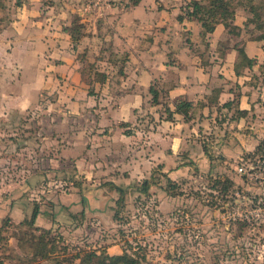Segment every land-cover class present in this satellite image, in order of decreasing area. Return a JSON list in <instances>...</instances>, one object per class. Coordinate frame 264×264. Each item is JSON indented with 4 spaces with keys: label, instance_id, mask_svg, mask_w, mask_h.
<instances>
[{
    "label": "crops",
    "instance_id": "crops-1",
    "mask_svg": "<svg viewBox=\"0 0 264 264\" xmlns=\"http://www.w3.org/2000/svg\"><path fill=\"white\" fill-rule=\"evenodd\" d=\"M45 1L13 0L11 27L2 29L4 42L11 34L14 43L36 45L18 61L27 72L36 71L37 80L30 75L25 84L32 91L57 89L63 106L79 113L82 126L72 134L77 142L63 151L77 155L76 167L84 177L115 170L132 178L140 174L137 179L144 180L157 165L173 172L177 167L169 164L183 153L194 167L212 169L203 142L218 124L224 129L216 135L237 152L251 151L263 135L258 111L264 106V39L253 36L259 34L255 23L264 21V15L254 19L238 5L230 20L233 30L218 22L204 32L198 20L184 15L186 0H138L124 9L65 0L59 5L63 20L53 13L55 4ZM253 3L264 12V0ZM83 39L94 48L96 71L106 75L93 81L94 95L85 92L89 85L82 80L77 59ZM240 47L252 59L251 66L236 68ZM151 87L158 92L156 103ZM182 100L192 105L187 115L173 112L168 117L164 107L173 111ZM24 101L16 98L15 106H27ZM75 121L63 116L59 124L68 123L71 129ZM111 182L118 185L116 179ZM40 212L35 225L51 227L42 223Z\"/></svg>",
    "mask_w": 264,
    "mask_h": 264
},
{
    "label": "rangeland",
    "instance_id": "rangeland-1",
    "mask_svg": "<svg viewBox=\"0 0 264 264\" xmlns=\"http://www.w3.org/2000/svg\"><path fill=\"white\" fill-rule=\"evenodd\" d=\"M12 1L0 0V225L10 219L7 241L0 247L5 264L31 263V241L44 236L23 223L35 205L42 223L51 225L45 238L55 246L47 260H38L41 264H78L77 256L92 250L111 255L126 250L141 264H264V122L258 124L263 135L255 147L239 152L216 135L224 129L218 124L203 142L212 169L194 167L193 159L177 154L169 164L177 167L173 172L162 165L148 172L146 193L140 174L132 178L114 170L84 177L76 167L77 155L63 151L77 142L72 134L81 125L79 113L63 106L57 89L32 91L25 84L30 75L37 80L36 71L27 72L18 61L36 45L14 43L11 34L4 42L2 29L11 27L15 10ZM63 1H45L55 4L53 13L60 20ZM88 2L82 0L85 7ZM89 44L84 39L79 43L77 59L81 69L98 72ZM18 97L27 106L16 107ZM258 113L264 120V106ZM63 116L76 119L71 129L68 123L59 124ZM225 178L231 184L224 192ZM114 179L123 190L121 197L110 184Z\"/></svg>",
    "mask_w": 264,
    "mask_h": 264
},
{
    "label": "trees",
    "instance_id": "trees-1",
    "mask_svg": "<svg viewBox=\"0 0 264 264\" xmlns=\"http://www.w3.org/2000/svg\"><path fill=\"white\" fill-rule=\"evenodd\" d=\"M138 0H132L131 4H135ZM238 5H242L248 9V11L253 13V18H259L263 13L258 11V8L253 3V0H188L183 5V13L186 17L194 18L198 20L204 32H210L213 30L214 26L218 22H223L226 27L231 30L234 29V26L231 25L230 20L233 18L235 8ZM255 28L258 29L260 32L259 34L253 36L254 39H264V21L255 23ZM74 35L76 34V29H73ZM72 34V35H73ZM73 39L75 37L73 36ZM238 64L236 68L239 66H251L253 61L252 59L248 58L243 49L240 47L238 48ZM81 76L82 80L91 87L93 81H102L105 78V73L99 72H92L88 66L87 68L81 69ZM93 76V78H91ZM94 93L92 89L89 91V94L92 95ZM150 93L152 95V101L157 102L158 92L153 87L150 88ZM191 103L185 100L179 101L175 104V109L172 111L167 106L164 107V111L168 114V117L173 112L182 113L185 116L188 113V110L191 109ZM129 133V131H128ZM257 150H260L261 147H257ZM167 181L171 182L170 178L167 177ZM231 184L230 179L225 178L224 183H222L221 190L224 192L227 190L226 184ZM116 191L120 193V197L123 195V190L117 186H115L112 182L110 183ZM149 181L147 179L142 181L141 184V191L146 193L149 188ZM40 209L38 205H35L31 211L30 217L24 220V224L30 227L33 230L42 231L44 234L38 236L37 241H31L32 246V258L31 263L29 264H41L38 260L40 259H48V254L53 252L55 246L54 242H49L45 238V234H49V228H40L39 226L35 225V219L39 213ZM83 214V211L80 212ZM10 223L9 217H6L4 222L0 225V247L5 245L7 241V237L5 235L6 228L9 226ZM33 238V237H32ZM35 239V238H34ZM98 250L86 251L83 254H79L77 256L79 263L78 264H141V261L132 254L123 251L121 254H108L104 251L97 252ZM5 256H0V264H5L4 262ZM26 264V263H21ZM28 264V263H27Z\"/></svg>",
    "mask_w": 264,
    "mask_h": 264
},
{
    "label": "built area",
    "instance_id": "built-area-1",
    "mask_svg": "<svg viewBox=\"0 0 264 264\" xmlns=\"http://www.w3.org/2000/svg\"><path fill=\"white\" fill-rule=\"evenodd\" d=\"M102 3V4H105L107 6H118L120 7L121 9H124L126 8L127 6L130 5V1L129 0H89V4L92 3V4H98V3ZM88 4V5H89ZM242 167H239L238 170L239 171H242Z\"/></svg>",
    "mask_w": 264,
    "mask_h": 264
}]
</instances>
